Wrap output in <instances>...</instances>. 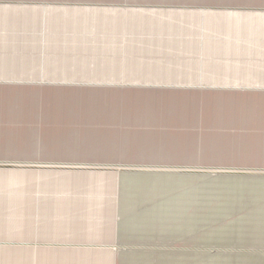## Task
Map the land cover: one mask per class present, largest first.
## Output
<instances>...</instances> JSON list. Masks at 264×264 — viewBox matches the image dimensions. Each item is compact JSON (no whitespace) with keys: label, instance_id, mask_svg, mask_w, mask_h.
Instances as JSON below:
<instances>
[{"label":"crops","instance_id":"obj_1","mask_svg":"<svg viewBox=\"0 0 264 264\" xmlns=\"http://www.w3.org/2000/svg\"><path fill=\"white\" fill-rule=\"evenodd\" d=\"M68 86L173 95L117 100L146 103L121 108L142 126L119 127L54 110L48 92ZM54 134L172 135L171 147L128 149L172 151L187 168H264V6L0 0V264H213L198 257L213 225L196 222L197 206L205 220L227 207L221 224L251 234L264 257V172L38 163L37 153L110 149Z\"/></svg>","mask_w":264,"mask_h":264},{"label":"rangeland","instance_id":"obj_2","mask_svg":"<svg viewBox=\"0 0 264 264\" xmlns=\"http://www.w3.org/2000/svg\"><path fill=\"white\" fill-rule=\"evenodd\" d=\"M57 1V0H54ZM82 2L88 3H129V4H139V3H153V4H190V5H261L264 6V0H82ZM166 89V88H160ZM173 88H171L172 90ZM154 91V90H149ZM141 87H53L49 94L51 93L54 100L53 106L54 110H73L80 108L81 110L88 109V112L84 114L83 112H78L79 116L76 114H68L70 117H84V115H92L95 111L98 116L94 118L97 123H107L111 124L117 122V126L125 127L126 121L131 124L130 126L139 125L142 126V120L140 119V113L132 118L125 117L121 108H128V106H137L139 108L145 107L146 103L136 102V103H120L122 100H147L151 99L155 101L157 99L166 98V96L173 95L172 92L158 94L157 91L149 92ZM149 93V94H148ZM152 93V94H150ZM154 94V95H153ZM119 100V101H117ZM151 107H157L163 105L162 103H149ZM167 106L171 104H165ZM171 107V106H170ZM120 109V110H119ZM136 110V109H134ZM101 111V112H96ZM116 111V112H115ZM109 112V113H108ZM121 114V115H120ZM135 114V113H134ZM107 116L111 118L107 119ZM60 117V116H56ZM139 117V118H137ZM67 118H55L54 127L56 125H62V122H66ZM117 119H119L117 121ZM85 121L82 119L81 121ZM122 120V121H121ZM124 120V122H123ZM74 121V120H72ZM121 121L122 123H120ZM156 121L154 124L156 125ZM110 124H108L109 126ZM85 126H92L91 124H86ZM156 127V126H155ZM56 129V128H54ZM51 137V136H47ZM51 142L55 143H84V144H101L102 146H108L107 150L100 152H86V151H56L53 150L52 153H47V155L37 153V162H45L43 159L52 158L54 162L60 164L68 165H78V166H95L101 168H112L116 170L117 173L120 171L136 170L139 172H150V173H172V172H188L191 169L192 173L201 174H213L218 175L220 173H250V172H264V168H225V167H196L187 168L182 167V163L178 164L179 161L173 160L172 151L168 150H145V151H129L128 148L134 146L135 144L146 147H164L172 146L174 138L172 135H154V134H135V135H125V134H81V135H56L54 134ZM50 141V140H47ZM197 219L196 222H212V244L207 245H197L198 257L199 253L203 254L208 252L212 254L213 264H221V261L238 262L239 264H264V257L262 249L259 246H252L251 234H241L235 236L233 230L225 223V226L221 224L222 219L228 216V208L225 207L223 210L221 208H212V214L204 219V216H199L200 211H204V207L197 206ZM188 210V209H186ZM208 210V209H207ZM225 212L226 214L217 213ZM210 212V210H208ZM183 212V208H182ZM228 213V214H227ZM258 216V215H257ZM258 218V217H257ZM253 220V219H252ZM250 220V221H252ZM251 223V222H249ZM256 223H263L257 221ZM250 227L252 226L249 225ZM259 226V225H256ZM223 227V229H221ZM253 228V227H251ZM199 233V232H198ZM251 233V232H250ZM204 235H198V243L200 238ZM202 242V241H201ZM201 258V257H200ZM198 258V260H201ZM198 264H201L199 261ZM226 263V262H225Z\"/></svg>","mask_w":264,"mask_h":264}]
</instances>
